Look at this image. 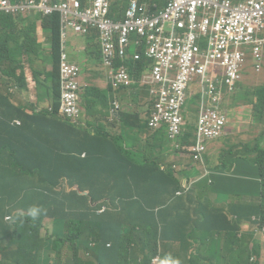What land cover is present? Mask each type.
I'll return each instance as SVG.
<instances>
[{
	"label": "clouds",
	"instance_id": "9594fccd",
	"mask_svg": "<svg viewBox=\"0 0 264 264\" xmlns=\"http://www.w3.org/2000/svg\"><path fill=\"white\" fill-rule=\"evenodd\" d=\"M89 134L115 140L132 159L118 163L98 145L104 163L97 212L109 216L78 247L60 190L89 191L61 179L47 181L52 191L42 193L36 180L49 179L25 159L26 146L35 147L33 134L0 135V264H264V133H167L176 150L169 163L181 173L176 193L148 172L142 133ZM16 137L23 146L11 166L1 145H16ZM33 188L42 193L39 205L31 201ZM234 228L241 256L227 245Z\"/></svg>",
	"mask_w": 264,
	"mask_h": 264
},
{
	"label": "trees",
	"instance_id": "16d2710c",
	"mask_svg": "<svg viewBox=\"0 0 264 264\" xmlns=\"http://www.w3.org/2000/svg\"><path fill=\"white\" fill-rule=\"evenodd\" d=\"M136 1L144 14L157 16L168 7L172 0ZM56 4L55 0H51L52 6ZM110 4L111 19L114 22L123 23L128 11L131 9V0H110ZM19 16L6 15L0 12V25L2 26V30H0V135L27 133V124L29 122L32 127L31 132L35 140V147L26 146L27 154L25 155V159H31L36 162V166L34 167H37L38 175L47 177L51 181V184L58 185L61 179H65L72 188L78 186L82 191H89V195L84 196L74 189L70 192L60 190V194L64 198V208L69 214V221L72 226V244L76 247L85 246L90 242L91 228L99 222L106 220L109 216V213L100 215L97 212L101 208V205L98 204L100 196L99 178L100 169L104 163V157L98 145L107 147L118 163L130 162L132 159L131 153L118 145L115 140L107 139L100 142L97 138L90 136L89 133L99 131V120L94 118L93 111L103 114L106 112L103 108L109 106L110 100H114L115 98L122 102L140 103L145 114L142 120L143 124L140 125L136 112L126 113L125 121L127 124H130L134 131L133 133H142L147 139L146 145L150 155L148 172L152 176L167 182L175 193L180 189L181 173H178L174 169V165L170 164L169 160L171 154L176 152V150H174L167 133H164L161 129L159 133H153L148 127V117L153 111L156 98L153 94L155 99L149 96L147 88L149 85L147 84L143 85L141 94H144L145 99L141 101L138 93L141 88L139 85H135L131 89L120 88L118 91H115L111 85L108 86L107 91L95 87L86 88L83 98L89 114L87 113V117L84 120L82 116L73 120L60 113L62 95L61 64L63 56L66 54L62 53V22L58 13L46 17L38 14V19L42 23V26L51 32L53 39L51 55H53V58L51 55H46L44 58L38 57L37 60L42 61L43 68L38 72H33V78L38 89L45 86L49 80L55 83V95L51 100L53 110L42 109L41 111H37L36 108H32V111L29 112L25 107L14 106L12 103L14 90L18 88L20 91H23L28 87L26 67L20 64V55L16 51L21 50V54L26 52L29 48L28 37L30 36V38L34 39L33 33H35L34 29L25 32L23 36L20 33H5L6 29H10L8 25L14 23V20ZM90 33H93L99 42L96 45L97 50L94 55L97 57L96 64H101L102 66V63L104 65V61L100 34L96 28H88L85 35ZM147 49L146 39L133 34L128 50V59L125 61L116 60L115 65L120 66L125 64L135 81L145 77V81L148 82L153 73L154 61L147 56ZM37 51L35 50V53ZM32 54L34 52L31 53L30 57L26 56V60L31 58ZM137 55L140 56L139 59L135 58ZM68 61L70 62L69 59ZM49 64L53 67L50 73L47 72ZM79 70L80 78L81 69L79 68ZM47 73L50 79H47ZM43 76L46 77V80H42ZM81 91L82 86L80 84L79 94ZM193 99L194 103L196 98ZM100 100L104 101L102 109H99ZM262 103L264 104V101ZM257 109L260 111L258 105ZM141 113L143 114V110H141ZM16 120H19L21 124L16 125ZM162 130H167V128L163 127ZM122 131H125V129ZM53 133H58L57 141L51 140L50 135ZM71 135L78 137L81 148H69ZM22 146L17 137L16 145H1V149L5 153H8V162L11 166L16 165L13 159L15 148L19 149ZM84 152L86 153V157L82 158L81 155ZM40 190L42 193L52 191L47 181H42ZM42 193L38 189L33 188L32 195L30 196L32 203L39 205V197ZM178 198L181 199L182 197ZM229 234L230 231L228 232Z\"/></svg>",
	"mask_w": 264,
	"mask_h": 264
},
{
	"label": "built area",
	"instance_id": "2783aa9c",
	"mask_svg": "<svg viewBox=\"0 0 264 264\" xmlns=\"http://www.w3.org/2000/svg\"><path fill=\"white\" fill-rule=\"evenodd\" d=\"M41 7L58 8L51 5V0H41ZM19 8L11 0H0V12L4 14ZM76 14L67 21L68 26L78 33H86L87 27L98 30L104 66L115 89L135 85L127 66H116L115 61L128 59L133 34L146 39L147 56L154 61L148 81L156 98L148 117V127L153 131L165 127L169 133H184V110L198 98L201 119L196 133H223L228 116L216 108L223 99L222 88H232L241 79L245 49L253 46L260 60L264 45V0H172L157 16L144 14L137 1L131 0L123 23L111 19L110 0H93L92 7ZM199 33L209 36L207 51L197 43ZM211 67L223 68L224 77L217 83L206 79L200 85L196 78L205 77ZM79 71L64 55L60 113L73 120L82 113ZM196 84L199 86L194 91Z\"/></svg>",
	"mask_w": 264,
	"mask_h": 264
},
{
	"label": "crops",
	"instance_id": "0c3cea01",
	"mask_svg": "<svg viewBox=\"0 0 264 264\" xmlns=\"http://www.w3.org/2000/svg\"><path fill=\"white\" fill-rule=\"evenodd\" d=\"M57 3V9L50 10L48 7L44 9L41 7V0H13V5H18L20 8L12 13L6 15L19 16L14 20V23L9 24L10 29H6L5 33H20L22 36L25 32L32 29L35 30L34 39L28 37V50L21 54V50L16 51L20 55V64L25 65L26 67V76L28 80V87L20 91L18 88L14 90V97L12 103L16 107H25L29 112L32 111V108H36L37 111L42 109H52V102L55 95L53 81L49 80L45 86H42L38 89L36 82L33 78V72H38L43 68V63L41 60H37L38 57L44 58L46 55H51L52 49V36L49 29L42 26V23L38 19V14L46 17L58 13L61 18L62 28H61V38H62V53H65L71 63L76 64L80 69V78L79 82L82 86L81 91V116L83 120L87 117L89 111L87 109L86 102L83 98L86 88L95 87L100 90L107 91L108 86L113 85L110 83L108 76V69L96 64L97 57L94 55L97 50V44L99 43L96 40V36L93 33L85 35L86 33H78L74 31L71 27L68 26L67 21L71 17L76 16L77 11H83L92 7L93 0H55ZM234 3L244 2L245 0H232ZM32 2V3H30ZM79 4V6H77ZM24 6L23 8H21ZM150 11V10H149ZM88 29V27H87ZM0 30L2 26L0 25ZM37 32V33H36ZM4 33V35H5ZM264 38V34H263ZM197 43L200 44L203 51H207L209 48V36L199 33ZM264 44V43H263ZM101 48V47H100ZM35 50H38L35 53ZM25 51V50H24ZM31 58L26 60V56ZM246 53V62L242 70L241 79L235 84L234 87L222 88V101L216 108L221 112H224L228 116V123L223 131V133H264V45L262 46L261 59H257L254 55L253 46H248L245 49ZM53 58V55H51ZM53 67L49 64L47 66V72L50 73ZM47 73V79H50L49 74ZM247 74H252V82L250 77H247ZM225 75V70L221 67H211L205 77H197L196 81L200 85L204 84L203 81L206 79H212L216 83L220 82ZM258 75V76H257ZM42 80H46V77L43 76ZM146 78H141L137 80L135 85H139V97L140 101L145 99L144 94H141L144 84L149 85L148 93L149 96L153 99L152 90L154 87L147 81ZM256 84L255 87L251 88L250 86ZM134 85V86H135ZM133 86V87H134ZM196 86V87H195ZM193 87L194 91H197L196 84ZM115 91L120 90L115 89ZM131 89V88H130ZM240 92L244 94V101L240 102L238 100ZM192 99L189 106L184 110V119L185 127L184 133H196L199 121L201 119L199 112V99L196 98L193 103ZM104 101L100 100L99 109H102ZM257 105L260 107V111L257 117H253V112L258 111ZM243 106L249 108L247 111L246 118L243 120L242 117H239L238 114L241 112ZM133 107V108H132ZM103 114H100L96 111H93V116L98 121L99 131L96 133H133V129L130 124H127L125 121L126 113H135L137 119L140 120V125L143 124L142 120L145 116L144 109L141 104H133L132 102L120 101L117 98L110 100V105L106 108ZM135 112H134V110ZM143 110V114L141 113ZM246 111V110H245ZM245 113V112H244ZM240 119L239 121H234V119ZM21 122L16 120V125ZM125 126V127H124ZM28 131L27 133H32L31 124H27ZM125 129V131H122ZM164 133H169L168 130H162ZM153 133H159L160 131H153ZM95 133V132H94ZM78 137L73 135L71 137L70 148H80Z\"/></svg>",
	"mask_w": 264,
	"mask_h": 264
},
{
	"label": "rangeland",
	"instance_id": "374dc122",
	"mask_svg": "<svg viewBox=\"0 0 264 264\" xmlns=\"http://www.w3.org/2000/svg\"><path fill=\"white\" fill-rule=\"evenodd\" d=\"M37 33V32H36ZM247 77H250L251 78V80H249L250 82H252V79H253V75L252 74H247L246 75ZM258 76V75H257ZM256 86V84H253V85H251L250 87L251 88H253V87H255ZM244 93L243 92H240V94H239V97H238V100L240 101V102H243L244 101V95H243ZM88 100H90V98H88ZM133 104H138L137 102H134ZM133 108V107H132ZM97 109H98V107H97ZM134 110V109H133ZM246 110V111H245ZM247 111H249V108H246L245 106H243V108H242V110H241V112H239V114H238V116L239 117H242V119L243 120H247L248 118H246V115L248 114L247 113ZM134 112H135V110H134ZM245 112V113H244ZM258 113H259V111H254L253 112V117H257L258 116ZM239 121L240 119L238 118H236V119H234V121ZM145 143H147V140L146 141H144ZM182 162V161H181ZM21 173V172H20ZM21 175H25V174H22L21 173ZM39 181H43V180H39V179H37L36 180V182H39ZM45 181H50V180H45ZM28 183H32V182H28ZM59 183H60V181H59ZM58 183V184H59ZM63 183H64V185L66 186V187H68V184H69V182L68 181H63ZM245 228H246V231L248 232V233H251L252 231H253V226H252V224H250V223H247L246 224V226H245ZM227 245H228V247L231 249V251L236 255V256H241L243 253H244V251H242V249H241V233H240V231H239V229L238 228H234V229H232V234H231V236H230V238L227 240Z\"/></svg>",
	"mask_w": 264,
	"mask_h": 264
}]
</instances>
